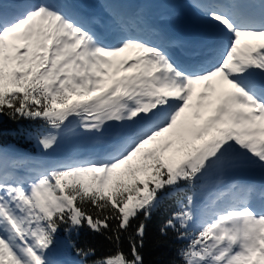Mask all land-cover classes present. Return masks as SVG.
<instances>
[{"label": "snow or ice", "instance_id": "6c2138e0", "mask_svg": "<svg viewBox=\"0 0 264 264\" xmlns=\"http://www.w3.org/2000/svg\"><path fill=\"white\" fill-rule=\"evenodd\" d=\"M192 6L201 32L177 41L111 0L106 42L75 0H0V129L42 122L20 134L45 153L74 121L95 141L69 162L0 143V264H89L60 255L85 226L115 249L90 264H144L145 221L181 191L171 264H264V184L233 179L264 174V0Z\"/></svg>", "mask_w": 264, "mask_h": 264}, {"label": "trees", "instance_id": "16d2710c", "mask_svg": "<svg viewBox=\"0 0 264 264\" xmlns=\"http://www.w3.org/2000/svg\"><path fill=\"white\" fill-rule=\"evenodd\" d=\"M27 122L28 121L25 120L20 123H15L5 118L0 131L17 133L21 128L27 126ZM20 138H22V135L16 137L3 134L0 136V143L15 144L23 149H30V146H28L26 142H21ZM171 200H173V197L166 199L160 207L152 213V216L145 221L146 236L144 247L140 249L144 264H171V262L177 258L176 250L178 246L182 243H187L186 241H177L174 238L172 229H168L167 235L161 234L160 229L174 213V211L170 213L171 204H173ZM85 231L86 240L84 241V245H81V248H95L96 257L107 255L115 250L105 235L92 234L87 229ZM60 232H62V234L65 233L63 230ZM123 249L125 252L129 251L127 239L123 242ZM96 257H93V259Z\"/></svg>", "mask_w": 264, "mask_h": 264}, {"label": "rangeland", "instance_id": "374dc122", "mask_svg": "<svg viewBox=\"0 0 264 264\" xmlns=\"http://www.w3.org/2000/svg\"><path fill=\"white\" fill-rule=\"evenodd\" d=\"M90 142L94 145L95 141L91 138Z\"/></svg>", "mask_w": 264, "mask_h": 264}]
</instances>
